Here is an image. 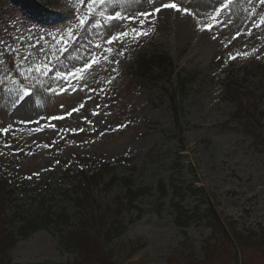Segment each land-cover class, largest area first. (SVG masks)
Returning <instances> with one entry per match:
<instances>
[{"label":"rangeland","instance_id":"1","mask_svg":"<svg viewBox=\"0 0 264 264\" xmlns=\"http://www.w3.org/2000/svg\"><path fill=\"white\" fill-rule=\"evenodd\" d=\"M154 2L159 6V0ZM179 3L196 15L162 10L145 28L149 35L138 42L113 43L111 57L119 65L102 64L83 80L70 78L71 87L62 83L63 91L36 84L32 101L23 107H13L17 85L4 76L10 69L15 72L14 58L8 53L0 57L5 61L0 65V128L12 125L9 133L0 132V179L16 183L17 178L33 177L22 189L7 187L3 198L0 194V236L12 234L14 243L0 263L86 264L65 246L80 234L90 242V253L95 248L108 252L114 264H228L229 250L219 236L213 241L202 219H189L185 229L174 223L169 166L180 150L182 184L203 190L230 234L232 223L237 234H257L264 228V27L253 28L264 6L259 0H236L219 17L225 23L209 33L200 28L215 23L210 17L217 0ZM151 7L145 0L117 5L116 10L128 14ZM86 14V4L79 0H0V30L10 18L16 37L24 35L25 43L29 32L44 35L50 46L46 51L56 54L53 64L70 71L86 62V50L95 44H101L97 52L107 47L111 34L139 28L138 21L121 23L97 37L91 23L87 29L79 26L78 17ZM178 17H185L190 28L182 42L177 22L169 27ZM16 37L0 44V52L16 47ZM61 37L67 47L63 55L59 48L65 44L56 45ZM253 48L258 51L252 53ZM122 50L124 55H118ZM245 51L250 53L246 58L228 59ZM152 58L167 59L168 73L167 64L153 67L149 85L129 76L134 75L131 68ZM113 67L117 73L111 72ZM184 77H191L188 90L172 107L166 90ZM81 173L93 177L82 184ZM158 184L165 187V197L159 195ZM130 190L137 192L132 203ZM175 201L188 216L198 205L190 195ZM60 214L66 224H56ZM46 215L50 221L43 219ZM22 219L40 224L25 239L15 235ZM116 225L121 235L105 237ZM256 238L252 243L244 238L237 255L249 264H264V242ZM206 241L211 253L204 248Z\"/></svg>","mask_w":264,"mask_h":264},{"label":"snow or ice","instance_id":"2","mask_svg":"<svg viewBox=\"0 0 264 264\" xmlns=\"http://www.w3.org/2000/svg\"><path fill=\"white\" fill-rule=\"evenodd\" d=\"M145 0H79L80 4H86L87 14L80 15L78 17L79 26L81 28H86L91 23L92 28L96 30L97 37H102L104 35L105 29L113 30L120 27L121 23H136L138 21L139 28L133 27L131 33L127 30L116 31L115 34H111L106 40L107 47H104L100 52L95 51V49H101V44L97 43L93 46L92 50H86L87 59L80 66L74 67L72 70H64L61 64H53V57L55 53H50L46 51V48L50 47L44 35L34 36L30 32L27 35V42L25 43V36L19 35L15 38L16 47L6 46L4 52H0V57L5 56V53L10 54L14 58V68L13 73L10 69L9 73H5V81L11 79L14 85H17L15 89L16 99L13 102V107L20 104L23 107L32 101V92L39 84L42 88L47 91L55 92L56 89L63 91L61 84L64 83L67 87H71L70 78L83 80L84 77L90 74L94 67H100L102 64H116L119 65L121 61L119 59H112L111 53L113 52L112 45L115 42L123 43L126 39H131L134 42H138L140 37L149 35V31L145 28L150 24L151 18L157 13L163 14L162 10H174L176 13H183L189 17H194L196 13L191 10L189 5L181 6L179 0H172V2H166V0H159V6H156L154 0H147L148 3L152 5L150 10H142L137 8L134 13L125 14L122 11L116 10L117 5H127L130 6L132 3L142 4ZM236 0H217L218 7H214L213 14L210 17L215 23L207 24L200 28L201 31L208 30L209 33L217 25L224 24L225 21L219 19L220 15L227 9L231 11L232 4ZM260 4L264 6V0H259ZM111 5V8H109ZM99 6V7H98ZM98 13V16L96 15ZM94 20V23L92 21ZM264 27V15H260L259 23L253 22V28ZM251 33V29H249ZM239 34V33H238ZM70 36L73 34L70 32ZM55 39V38H53ZM215 39V37H213ZM44 42L42 45L41 42ZM2 43V42H0ZM65 44V47L59 48V52L63 55L66 50V42L64 38L61 37L56 41V45ZM252 53H256L258 49L253 48ZM118 55L123 56L124 51H120ZM250 53L245 51L243 53H237L235 56L229 54L228 59H236L237 56L248 57ZM256 59L261 57L257 55ZM5 63L4 60H0V65ZM111 72L117 73L118 69L116 67L111 68ZM115 77L109 81L111 84ZM3 83V82H0ZM12 92V89H8ZM21 102H23L21 104ZM94 115H100L99 113H94ZM125 125H118L117 127H124ZM12 125L9 124L8 127L0 128V132L9 133ZM37 128L36 131H40ZM103 135V132H101ZM5 147H8L5 145ZM59 163V161H57ZM36 175V174H33ZM33 177L28 176L26 179L31 180Z\"/></svg>","mask_w":264,"mask_h":264},{"label":"trees","instance_id":"3","mask_svg":"<svg viewBox=\"0 0 264 264\" xmlns=\"http://www.w3.org/2000/svg\"><path fill=\"white\" fill-rule=\"evenodd\" d=\"M165 64H167L165 71L168 73V68H170V62L167 59L165 58H160L159 60L158 58L146 59L142 63L140 62V64L131 68L134 72V75H132V73H129V76L131 77L134 76L136 77V80L140 79L142 83L149 85L152 82H148L147 78L149 77L148 75L151 73L152 68L161 67V65H165ZM166 75H169V74H166ZM173 75L174 74L172 72V74H170L169 79H171ZM190 78L191 77H187V78L184 77V78L177 79L175 81V84L172 85V88H170L169 90H166V94L168 96L169 102L172 105V107H176L180 96L188 90ZM228 92L229 91H226L227 95H229ZM180 151L176 152L174 160L171 162L169 166L172 172L170 182H169V185L171 187V192H172V199L170 200H172L171 208L176 215V217L174 218L175 225L179 228L185 229L188 226L189 219H196V220L199 218L202 219L205 222V224L210 228L211 234L214 237L212 238L213 241H215V237L219 236L222 239V243L229 250L231 259L228 264H249L247 261L242 259L241 256L238 257L237 246L240 247V251H241L242 250L241 244L246 241L245 239H247L249 243H252L257 239L256 237L258 236L262 238V240H260V243L261 241L263 243L264 242V228L260 229L259 233L257 234L250 233L248 231H243L245 234H240V233L237 234L236 231L235 233L233 231V229L235 230V224L232 223L234 227H232L231 224L228 225L229 230L231 231V234H230L228 232V228L222 226L220 222L221 220H220L219 214L215 211L214 206H212L208 196L204 194L203 190L195 186L194 183H191L187 186H184L182 184L183 182L181 179V172L184 170L185 164L183 163L184 158L180 154ZM189 169H190V166H189ZM89 177L91 178L93 176H85L81 173L80 182L82 184L87 183L89 181ZM96 177L98 180L100 175L97 174ZM7 179H10V178L7 177ZM111 179L113 182L117 181V179L115 178H111ZM123 183H125V185H129L128 180H125ZM8 184H12V185H8ZM24 185H27V183L20 180V178L19 179L17 178L16 183H11V181L6 182L5 180L0 179V194H2L1 198H3L5 193H8L7 191L5 192V188L8 187L9 189H11V191H16L17 189H20V188L22 189V186ZM2 189L4 190V192H2ZM158 190H159L158 191L159 195L161 197L166 196L165 187L163 185L158 184ZM144 191L145 190L142 189L139 192L140 194H142ZM128 193L130 196L128 197V199H130L132 203L133 202L132 200L136 196L137 192L130 190ZM185 195H190V196L195 197L197 200V204H198L194 208V211L190 216H188L187 212L183 211L181 207H179L178 203L175 201L179 198H183ZM201 205L203 206L205 205L207 208H200ZM43 219H45L46 221H50L48 215L44 216ZM35 220L27 221V220L22 219L23 225L15 232V235H19L22 239L29 237L30 233L34 232L36 230V227L40 225ZM56 220L58 221L56 222V224H62V223L66 224L67 223L66 222L67 219L63 217L61 214L57 217ZM0 227H1V219H0ZM105 233H106L105 237H109L113 239L121 235V230H120V227L116 225L109 232L106 231ZM239 236L243 237V240H240ZM12 237H13L12 234L8 233L6 237L4 236V238L3 237L0 238V258L3 254L4 256H6L8 251L13 247L14 243L12 242V239H11ZM71 241H73L72 244H70L69 242H66L65 240L66 248L74 249L75 251H77L81 256V260L84 261L86 264H107L105 259H108V258H109L108 263L114 264L113 260L110 259V255H108V252L106 253V255H104L103 252H101L98 248H95L94 251L90 253L89 248H88V246H90V242L86 240V237H83L80 234H76L75 237L71 239ZM210 245L211 244H209V242L207 241L204 244V248L206 249L207 253H211V250L207 249Z\"/></svg>","mask_w":264,"mask_h":264},{"label":"bare ground","instance_id":"4","mask_svg":"<svg viewBox=\"0 0 264 264\" xmlns=\"http://www.w3.org/2000/svg\"><path fill=\"white\" fill-rule=\"evenodd\" d=\"M175 23L178 26H174ZM187 23H188V20L185 17H178V18H176V21L175 22H172L171 21L169 23V27L170 26L178 27L177 28V30H178V37H179V41H181V42L184 41V40H186L187 39V36L190 35V28L188 27Z\"/></svg>","mask_w":264,"mask_h":264}]
</instances>
